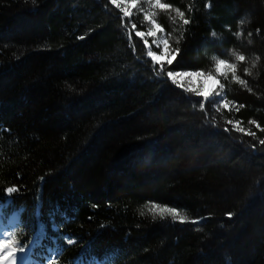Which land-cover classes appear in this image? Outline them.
<instances>
[{"label": "trees", "instance_id": "obj_1", "mask_svg": "<svg viewBox=\"0 0 264 264\" xmlns=\"http://www.w3.org/2000/svg\"><path fill=\"white\" fill-rule=\"evenodd\" d=\"M161 2L159 65L110 0H0V204L40 264H264V0ZM219 59L223 106L167 76Z\"/></svg>", "mask_w": 264, "mask_h": 264}, {"label": "rangeland", "instance_id": "obj_2", "mask_svg": "<svg viewBox=\"0 0 264 264\" xmlns=\"http://www.w3.org/2000/svg\"><path fill=\"white\" fill-rule=\"evenodd\" d=\"M160 4H163L161 0H159ZM115 5H119L122 7L123 10H127L129 13V17H132L134 14H141L145 18V20L152 25V35L156 36L159 34L161 30L159 27H157V24L154 22V16L158 10L166 9L161 8L157 6L156 0H116ZM158 36V44L161 47L162 54L157 55L160 57V60L158 62H155L159 65H162L166 62H168L169 59H172V56L167 51V42L165 40V36L162 37L161 35ZM173 61V60H172ZM231 70L229 69H222V74L217 73L215 75H212V78H209L208 76H196V75H183V73H197V72H182V73H174V76L171 77V81L176 83L177 85L183 87L185 90H192L193 92L200 93L201 91L204 92H211V95L208 97L207 100L203 96V105H206L210 102H216L217 105L223 106L224 103V91L223 87L221 88V81L220 78L225 76L226 74L230 73ZM217 81L219 83H217ZM216 93H219L217 95ZM20 223V218L17 214H14L8 219H5V217L2 214L1 208H0V238L3 237L5 231H12L14 228H16ZM7 236V233H5ZM11 247L17 248L16 245H14L11 242ZM7 250H4L0 252V255H4ZM14 256H19L20 253L17 251L13 254ZM23 255L27 256V259L23 262V264H30L32 263V260L28 257L27 253H24ZM13 257H8L6 260L0 262V264H12ZM17 264H19V261H17Z\"/></svg>", "mask_w": 264, "mask_h": 264}, {"label": "snow or ice", "instance_id": "obj_3", "mask_svg": "<svg viewBox=\"0 0 264 264\" xmlns=\"http://www.w3.org/2000/svg\"><path fill=\"white\" fill-rule=\"evenodd\" d=\"M111 3L115 4L116 3V0H110ZM156 4L157 6L161 7V8H167V7H170L169 5H166V4H160L159 3V0H156ZM117 7H119V5H117ZM129 13L128 11L125 9L124 10V16H128ZM181 16H183V13H180ZM185 24H188L190 23V21L188 20H185L184 21ZM133 28H135V25L132 26ZM158 27V26H157ZM151 34V33H149ZM137 36H143V33L141 32H137L136 33ZM213 36L216 35L215 32L212 33ZM83 38V37H81ZM177 51H179L177 49ZM147 56L151 58V60L153 62H158L160 60V57L156 55V53H154L153 51L149 50L147 52ZM175 57L173 56L172 59H169L168 60V64H171L172 63V60H174ZM236 59L240 60V61H243L245 58L244 56L240 55V56H237ZM255 65H253L254 67ZM234 65L233 64H230V63H226V60L225 59H219L218 62H217V67H216V72L217 73H221L222 74V69H229V70H234ZM246 72H249V70H245ZM250 74V72H249ZM183 75H196V76H203L204 73L203 72H197V73H183ZM167 76L168 77H173L174 76V73L172 71H169L167 72ZM208 77L209 78H212V74L211 73H208ZM243 83V81H241ZM217 83H219L217 81ZM223 86L221 85V88ZM199 95L203 96L205 98V100L208 99V97L211 95V92H204V91H201L200 93H198ZM217 95H219V93H216ZM201 107H203V104H201ZM228 123H231V121H229ZM250 123H254V122H250ZM254 135V133H253ZM261 144H264V140H261L260 141ZM14 191V189L12 188H8L7 190V193H12ZM176 216V213L173 212V217L175 218ZM181 221H183L185 218L184 217H180ZM5 233H7V236L5 235ZM12 236V232L11 231H5L4 232V235L2 238H0V252L4 251V250H7L6 253L4 255H0V262L6 260L8 257H13L12 259V264H17V261H19V264H23V262L27 259V256L26 255H23L24 253H26L25 249L29 248L27 244H25L24 246L22 247H19V248H14V247H11V239L10 237ZM70 242V241H69ZM19 252L20 255L17 257V256H14L13 254L16 253V252ZM53 255H58V254H53ZM53 255L51 256L50 259H52ZM79 260V259H78Z\"/></svg>", "mask_w": 264, "mask_h": 264}]
</instances>
